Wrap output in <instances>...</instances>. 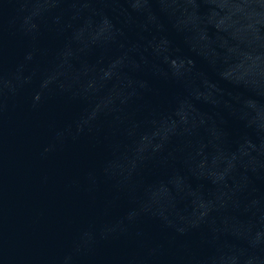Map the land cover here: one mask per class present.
Returning <instances> with one entry per match:
<instances>
[{
  "label": "water",
  "instance_id": "water-1",
  "mask_svg": "<svg viewBox=\"0 0 264 264\" xmlns=\"http://www.w3.org/2000/svg\"><path fill=\"white\" fill-rule=\"evenodd\" d=\"M0 264H264V0H0Z\"/></svg>",
  "mask_w": 264,
  "mask_h": 264
}]
</instances>
